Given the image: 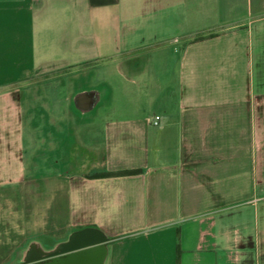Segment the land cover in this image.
<instances>
[{"label":"crops","instance_id":"1","mask_svg":"<svg viewBox=\"0 0 264 264\" xmlns=\"http://www.w3.org/2000/svg\"><path fill=\"white\" fill-rule=\"evenodd\" d=\"M226 1L0 0V264L88 231L100 264H253L264 13ZM114 63L148 110L114 116Z\"/></svg>","mask_w":264,"mask_h":264},{"label":"rangeland","instance_id":"2","mask_svg":"<svg viewBox=\"0 0 264 264\" xmlns=\"http://www.w3.org/2000/svg\"><path fill=\"white\" fill-rule=\"evenodd\" d=\"M249 3H252L254 14H263L264 13V0H235L234 3H230L229 1H226V3L221 2V20L228 21V16H230V5L234 6L233 12L236 14V12H245L248 9ZM227 6H226V5ZM230 4V5H229ZM224 5L226 8H224ZM229 5V6H228ZM137 6V4H136ZM133 23L136 24V21H130V24ZM99 72L101 75H105L107 77H110V80L113 84V97L110 99L109 106L114 107L115 114L114 116H121L122 115V108H134L136 111H143L148 110L147 109V99L145 97L137 95L138 88H134L132 85H127L123 82V80L118 76L117 69L114 64H110L109 66H104L102 68H99ZM69 73V72H66ZM59 74H65V72L59 73ZM69 74H76V73H69ZM78 74V73H77ZM85 75H87L85 73ZM125 95L127 97H125ZM53 98L55 101L62 100L64 98V92L62 89L58 88L56 90V94H53ZM37 157L38 164L41 163V152L38 154ZM246 219L250 222V229L248 231L250 237H251V245L253 246L250 250L252 252V262L253 264H263L262 257V251L264 250V246L262 245V239L264 238V203L259 204V214L258 219H255V215L253 214V208H250L246 212ZM66 238H68V234H66ZM54 238V237H52ZM8 261V260H7ZM11 262L7 263L10 264Z\"/></svg>","mask_w":264,"mask_h":264},{"label":"water","instance_id":"3","mask_svg":"<svg viewBox=\"0 0 264 264\" xmlns=\"http://www.w3.org/2000/svg\"><path fill=\"white\" fill-rule=\"evenodd\" d=\"M99 240V235L90 231L76 234L65 250H79L65 258H56L46 264H100L104 255L103 247H90L91 244Z\"/></svg>","mask_w":264,"mask_h":264},{"label":"trees","instance_id":"4","mask_svg":"<svg viewBox=\"0 0 264 264\" xmlns=\"http://www.w3.org/2000/svg\"><path fill=\"white\" fill-rule=\"evenodd\" d=\"M135 172H119V173H105L93 176L94 178H105V177H121L133 175Z\"/></svg>","mask_w":264,"mask_h":264},{"label":"flooded vegetation","instance_id":"5","mask_svg":"<svg viewBox=\"0 0 264 264\" xmlns=\"http://www.w3.org/2000/svg\"><path fill=\"white\" fill-rule=\"evenodd\" d=\"M49 259L45 258V259H40L38 262L41 264H44L45 262H47Z\"/></svg>","mask_w":264,"mask_h":264},{"label":"built area","instance_id":"6","mask_svg":"<svg viewBox=\"0 0 264 264\" xmlns=\"http://www.w3.org/2000/svg\"><path fill=\"white\" fill-rule=\"evenodd\" d=\"M159 120H160V118L159 117H156V121L154 122V125L155 126L159 124Z\"/></svg>","mask_w":264,"mask_h":264}]
</instances>
